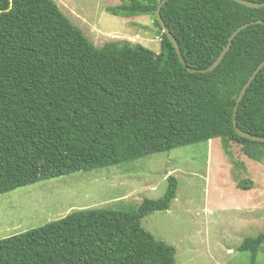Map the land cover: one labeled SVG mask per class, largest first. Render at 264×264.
<instances>
[{"label": "trees", "instance_id": "obj_1", "mask_svg": "<svg viewBox=\"0 0 264 264\" xmlns=\"http://www.w3.org/2000/svg\"><path fill=\"white\" fill-rule=\"evenodd\" d=\"M113 16L151 15L156 54L130 42L96 47L54 0H0V195L40 182L124 165L225 138L262 162L264 143L237 135L234 109L264 61V8L232 0H169L161 16L186 65L210 67L242 30L217 69L190 73L163 33L162 0H120ZM264 3V0H247ZM237 127L264 137V68L239 105ZM136 209H87L0 240V264H177L176 249L143 227L170 209L178 181ZM237 187L251 190L250 183ZM264 233L244 239L253 259Z\"/></svg>", "mask_w": 264, "mask_h": 264}, {"label": "rangeland", "instance_id": "obj_2", "mask_svg": "<svg viewBox=\"0 0 264 264\" xmlns=\"http://www.w3.org/2000/svg\"><path fill=\"white\" fill-rule=\"evenodd\" d=\"M96 47L130 42L159 54L160 31L151 15L109 14L120 0H54ZM178 181L170 209L143 219L156 240L176 249L177 264H264L240 247L264 233V159L246 157L225 138L176 148L136 161L44 181L0 195V240L87 209L130 210L157 200ZM251 185L241 190L237 185Z\"/></svg>", "mask_w": 264, "mask_h": 264}, {"label": "water", "instance_id": "obj_3", "mask_svg": "<svg viewBox=\"0 0 264 264\" xmlns=\"http://www.w3.org/2000/svg\"><path fill=\"white\" fill-rule=\"evenodd\" d=\"M169 0H162L161 3L159 4L158 8H157V12H156V18L157 21L159 23V25L162 28L163 33L168 37V39L170 40V42L173 44L174 48L177 51V54L179 56V59L181 61V63L184 65V67L187 68V70L190 73H210L213 72L215 69H217L219 67V65L222 63V61L224 60L226 54L229 52L232 42L234 41V39L236 38V36L244 29H246L249 25L251 24H245L241 27H239L230 37L229 42L227 44V46L225 47V49L222 51V53L219 55V57L216 59V61L208 68L206 69H193L190 68L186 65L184 58L181 54V50L179 48V45L177 43V40L175 39V37L173 36V34L170 32V30L168 29V27L166 26V24L164 23L162 16H161V10L162 7L168 2ZM242 6L248 7V8H252V9H260V8H264V3H254L251 1H247V0H232ZM264 68V61L256 68V70L253 72V74L251 75V77L249 78V80L247 81V83L244 85V87L241 90V93L236 101V105H235V109H234V126H235V131L237 133L238 136L249 139L251 141H255V142H263L264 143V137H257L255 135H251L248 134L242 130H240L237 127V122H236V115H237V111L239 108L240 103L242 102L243 98L245 97L248 88L250 87V85L252 84V82L254 81V79L257 77V75L261 72V70Z\"/></svg>", "mask_w": 264, "mask_h": 264}]
</instances>
